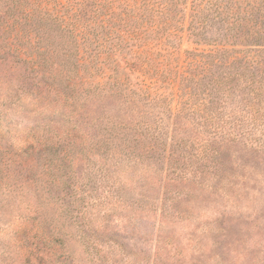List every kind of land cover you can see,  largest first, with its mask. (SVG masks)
Returning a JSON list of instances; mask_svg holds the SVG:
<instances>
[{
    "label": "rangeland",
    "instance_id": "obj_1",
    "mask_svg": "<svg viewBox=\"0 0 264 264\" xmlns=\"http://www.w3.org/2000/svg\"><path fill=\"white\" fill-rule=\"evenodd\" d=\"M19 27L17 45L43 54L44 71L55 66L65 75L49 86L50 78L37 79L3 53L0 38V264H264V153L251 149L254 137L212 138L203 113L188 114L176 128L185 148L165 160L160 147L148 146L149 137L136 134L145 124L172 128L165 93L184 50L206 47L204 40L196 45L184 28L172 55L153 48L146 73L130 68L128 46L93 66L85 57L67 86L65 38L32 20ZM202 36L234 39L223 23L208 24ZM248 77L224 61L203 82L217 79L220 87L211 90L226 115L240 117L252 94ZM33 133L58 143L24 156L18 149ZM201 136L210 137L209 150L204 157L199 151L198 162L192 151ZM45 226L62 227L67 244L28 249Z\"/></svg>",
    "mask_w": 264,
    "mask_h": 264
},
{
    "label": "trees",
    "instance_id": "obj_2",
    "mask_svg": "<svg viewBox=\"0 0 264 264\" xmlns=\"http://www.w3.org/2000/svg\"><path fill=\"white\" fill-rule=\"evenodd\" d=\"M0 4V38L4 44L2 52L11 54L31 71H35L37 79L48 81L50 78L49 86L53 85L52 81H56L57 75L65 74L55 66L51 71H44L43 54L39 56L27 53L24 47L17 45L15 39L20 35L19 24L23 22L32 20L52 26L65 38L71 49L68 53L71 67L66 77L67 86L73 83L77 67L85 57L92 59L93 66L94 60L97 62L99 56L126 52V46L134 56L132 61H128L132 71L146 73L152 65L153 48L157 49L156 53L160 56L172 55L176 51V44L179 45L178 40H182L179 32L185 28L188 35L194 38L193 43L197 45L200 40H204L206 47L185 49L182 64L179 65V70L174 71L169 82L170 89L165 95L174 118L173 126L166 132L160 126L145 124L136 134L149 137L148 146L155 144L160 147L164 152V159L168 160L178 148H185L180 146V138L176 136L177 123L188 114L200 112L205 116L204 128L212 138L220 135L226 137L227 141H244L239 137L251 135L254 137V144L250 141L251 149L256 153H264V0H0ZM210 23L226 24L230 37L234 39L231 42L227 39H204L203 30ZM170 39L177 42L172 43ZM177 49L179 50V46ZM224 61L234 74L243 78L249 75L250 84L245 85H251L252 94L240 117L226 115L221 96L214 95L211 90L220 87L217 79H211L209 85L203 82L213 68ZM235 63L240 68L238 72L233 69ZM116 83L121 85L119 81ZM96 86L92 85V90ZM141 89L146 91L149 88L144 84ZM246 120L251 122L252 128L249 130L244 129ZM164 133L166 136L162 137ZM203 138H196L200 143L192 151L198 162L206 156L205 151L208 149L206 140L210 137L205 136V140ZM57 143L56 140H49L43 133H33L18 150L28 156L33 152H41L42 149L45 152L46 149L56 147ZM44 146L47 148H43ZM196 149L198 152H195ZM199 151L203 153L202 157L198 156ZM212 154L216 152L213 151ZM50 161V158H45V171L48 170ZM165 164L169 166L167 162ZM29 211L36 210L29 207ZM47 226L45 230L42 227L39 229L38 235L41 233V236L34 244H29L28 249L33 247L40 250L36 248L40 244L42 250L52 245L59 249L67 244L69 235L59 231L62 227ZM31 256L33 257L32 254ZM39 259L42 261L41 257ZM26 263L32 264L31 261Z\"/></svg>",
    "mask_w": 264,
    "mask_h": 264
}]
</instances>
